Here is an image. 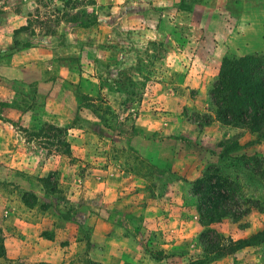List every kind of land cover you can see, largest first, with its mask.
Returning a JSON list of instances; mask_svg holds the SVG:
<instances>
[{
    "label": "rangeland",
    "instance_id": "rangeland-1",
    "mask_svg": "<svg viewBox=\"0 0 264 264\" xmlns=\"http://www.w3.org/2000/svg\"><path fill=\"white\" fill-rule=\"evenodd\" d=\"M263 5L0 0V264H49L38 261L50 250L39 244L69 240L85 247L81 255L73 247L82 260L68 264H102L93 227L116 214L79 195L96 192L97 162H129L130 208L150 203L139 264H264V245L207 261L190 195L213 170L256 207L209 228L234 241L264 229V141L218 122L209 98L223 58L264 52ZM67 113L64 128L50 119ZM165 210L181 218L177 226Z\"/></svg>",
    "mask_w": 264,
    "mask_h": 264
},
{
    "label": "trees",
    "instance_id": "trees-1",
    "mask_svg": "<svg viewBox=\"0 0 264 264\" xmlns=\"http://www.w3.org/2000/svg\"><path fill=\"white\" fill-rule=\"evenodd\" d=\"M89 26L90 22L83 24V27ZM25 29L21 27V30ZM209 98L218 122L243 126L257 142L264 141V52L223 58ZM209 123V120L204 122ZM237 191L233 182L213 170L203 172L191 184L190 195L194 199L198 223L203 227L199 242L207 261L247 247L264 245V229L249 238L234 241L209 228L224 218L238 222L256 207L250 201L242 200Z\"/></svg>",
    "mask_w": 264,
    "mask_h": 264
},
{
    "label": "crops",
    "instance_id": "crops-1",
    "mask_svg": "<svg viewBox=\"0 0 264 264\" xmlns=\"http://www.w3.org/2000/svg\"><path fill=\"white\" fill-rule=\"evenodd\" d=\"M264 21V5L262 6ZM4 39V40H2ZM6 34L0 30V50H6ZM3 49V50H2ZM1 81V80H0ZM2 82H0V85ZM2 85L0 87V96L2 94ZM43 119V118H42ZM48 120V118H45ZM50 119H54L53 123L60 128H64L68 121L71 119L70 114L67 115H51ZM3 130L0 129V145L3 142ZM98 165L93 174L97 176V189L93 195V192L89 190H82L79 192L80 197L93 198L99 200L100 207L104 212L112 210L116 215L112 222L107 221V217H101L96 221L93 227V233L96 238V251L99 263L102 264H139L141 261L145 262L144 252L142 253L141 244L138 241V232L146 231L150 222V209L143 200V204L136 205L132 209L133 205L131 199L133 195L127 190L134 185V179L136 176L128 169L129 162H115L113 166H108L107 162H97ZM131 164L134 167L133 162ZM87 170L85 178L88 180L91 177V173ZM144 171V170H143ZM142 182H145V177L140 176ZM127 186L128 188H126ZM126 189V190H125ZM84 194V196H83ZM144 199V196H143ZM128 200V202H125ZM183 211V207L179 206ZM159 210V208H158ZM160 211V210H159ZM169 216V219L173 225L177 226L180 221V217L173 215L169 210H165ZM49 243V244H47ZM70 245H60L56 242H41L39 248L49 247L47 250L38 255V261H42L49 264H60L66 262H76L82 260V256L73 252V247H79L78 253L82 254V249L85 247V242L82 240L72 241L69 240ZM168 246V245H167ZM87 247V246H86ZM79 259V260H78ZM94 260V259H93Z\"/></svg>",
    "mask_w": 264,
    "mask_h": 264
}]
</instances>
